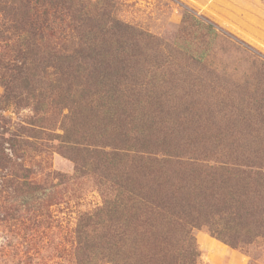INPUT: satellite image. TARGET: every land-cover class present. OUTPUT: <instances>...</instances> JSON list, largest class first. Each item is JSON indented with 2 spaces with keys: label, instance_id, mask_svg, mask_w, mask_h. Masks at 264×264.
I'll return each instance as SVG.
<instances>
[{
  "label": "rangeland",
  "instance_id": "rangeland-1",
  "mask_svg": "<svg viewBox=\"0 0 264 264\" xmlns=\"http://www.w3.org/2000/svg\"><path fill=\"white\" fill-rule=\"evenodd\" d=\"M116 15L130 46L110 56L105 80L94 73L87 96L78 87L68 98L66 79L50 90L38 79L29 105L0 109V264H83L98 248L92 242L108 251L109 222L92 228L116 204L118 216H130L123 195L131 189L141 200L156 188L178 212L214 168L264 171V0H121ZM61 94L65 107L54 102ZM39 118L50 132L85 135L83 144L39 140L19 150L7 142ZM87 217L91 251L80 248ZM128 221L131 243L137 235L145 250V226ZM191 227L198 264H264V237L236 248L197 221ZM135 256L128 250L119 264H144ZM100 259L92 264H113Z\"/></svg>",
  "mask_w": 264,
  "mask_h": 264
},
{
  "label": "trees",
  "instance_id": "trees-1",
  "mask_svg": "<svg viewBox=\"0 0 264 264\" xmlns=\"http://www.w3.org/2000/svg\"><path fill=\"white\" fill-rule=\"evenodd\" d=\"M119 4L121 0H0V72L3 73L1 84L4 88L0 94V109L11 104L22 105L21 102L29 105V98L35 96L34 82L38 79L48 81V90L66 79L68 98L75 95L71 91L78 87H82V96H87L94 73L98 79L105 80L107 76L103 71L112 66L110 56L124 52L130 46L124 32L128 26L116 15ZM45 95L47 92H41L42 97ZM54 102L65 107L62 94ZM44 104V100L38 101L36 107L41 109ZM42 122V118L27 120L18 128L22 131L13 134L15 137H10L7 142H12L19 150H26L39 140H59L74 147L83 144L82 140L86 138L83 134L74 137L67 130L64 134L50 132L49 127L41 125ZM25 132L26 135L21 134ZM3 159L0 157V162ZM85 166L86 159L78 170ZM213 172L218 173L220 179L217 180L218 175L208 173L206 184L196 189L198 194L185 199L186 210L178 212L165 204L168 203L166 197H154L156 188L148 197L140 196L141 200L132 189L124 193L130 216H118L117 204L116 209L108 210L106 223L107 217L102 218L97 213L99 221L96 223L103 224L95 225L92 230L102 229L109 222L108 228L103 229L108 251L99 250L105 244L92 242L91 245L98 248L93 256H83L81 263L92 264L102 260L100 256H106L113 264H119L123 253L130 250L131 256L139 254L144 264H198V251L191 233V226L196 221L198 225L207 226L212 235L236 248H245L257 237H264L262 167L232 164L214 168ZM35 190L29 196H34ZM142 208L150 215H143ZM91 218L83 219L79 225L86 238L89 226H93V222H89ZM139 218L145 227L138 237L148 241L143 251L137 245V235L131 243L129 232L132 229L128 226V219L139 222ZM120 222L124 228L119 227ZM89 241L88 238L84 244L80 243V248L91 251Z\"/></svg>",
  "mask_w": 264,
  "mask_h": 264
}]
</instances>
